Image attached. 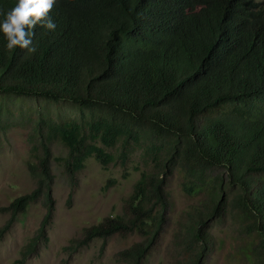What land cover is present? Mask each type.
Returning a JSON list of instances; mask_svg holds the SVG:
<instances>
[{
  "label": "trees",
  "instance_id": "obj_1",
  "mask_svg": "<svg viewBox=\"0 0 264 264\" xmlns=\"http://www.w3.org/2000/svg\"><path fill=\"white\" fill-rule=\"evenodd\" d=\"M17 0H0V20ZM55 31L29 29L35 54L8 50L0 33V94L70 102L88 118L47 121L40 154L27 169L35 186L0 207L9 218L40 201L44 214L21 249L22 261L47 240L55 206L51 150L68 149L73 183L89 154L88 139L144 132L162 143L164 163L142 174L122 215L106 216L70 240L69 253L96 238L136 233L140 240L115 253L116 264H142L169 220L171 206L160 174L175 171L184 189L202 195L174 232L173 264H204L215 239L206 229L219 216L225 185L206 172L222 167L233 189L232 211L248 240L244 264H264V5L256 0H57L48 14ZM98 157H102V152ZM238 258H241L237 256Z\"/></svg>",
  "mask_w": 264,
  "mask_h": 264
},
{
  "label": "rangeland",
  "instance_id": "obj_2",
  "mask_svg": "<svg viewBox=\"0 0 264 264\" xmlns=\"http://www.w3.org/2000/svg\"><path fill=\"white\" fill-rule=\"evenodd\" d=\"M256 1L264 5V0ZM87 118L86 109L70 102L0 94V207L34 188L35 180L27 163L37 161L40 138L46 131L47 121L82 123ZM47 145L51 150L52 196L55 201L47 240L40 242L36 252L22 261L21 249L34 234L44 214L40 201L31 203L0 235V264H116L115 253L140 240L136 233L96 238L71 253L66 246L71 239L79 237L85 227L106 216L122 215L125 200L142 174L155 171L164 163L162 143L144 132L137 136L134 132L121 134L110 142L100 137L88 139L89 154L73 160L78 165L73 183L65 171L68 149L57 138L51 139ZM95 149L101 150V158ZM160 176L165 180L170 197L169 220L142 264L174 263L178 249L173 235L179 228L178 222L182 220L183 228L185 213L192 211L203 198L186 192L184 177L174 170ZM206 178L210 184H217L221 179L226 187L220 215L210 219L206 226L215 239V248L204 264H244L242 248L248 237L243 233L240 217L230 209L233 189L227 186L226 172L222 167H212L207 170ZM8 218L7 213L0 212V227Z\"/></svg>",
  "mask_w": 264,
  "mask_h": 264
},
{
  "label": "clouds",
  "instance_id": "obj_3",
  "mask_svg": "<svg viewBox=\"0 0 264 264\" xmlns=\"http://www.w3.org/2000/svg\"><path fill=\"white\" fill-rule=\"evenodd\" d=\"M57 0H17L14 7L3 14L0 20V33L3 34L8 50L15 48L24 49L29 54L37 52V46L33 43L29 29L41 27L55 31L56 23L49 17L50 11L56 5Z\"/></svg>",
  "mask_w": 264,
  "mask_h": 264
}]
</instances>
